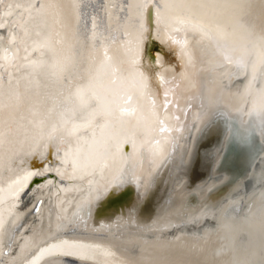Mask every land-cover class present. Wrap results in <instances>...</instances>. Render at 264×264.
<instances>
[{"label": "bare ground", "instance_id": "bare-ground-1", "mask_svg": "<svg viewBox=\"0 0 264 264\" xmlns=\"http://www.w3.org/2000/svg\"><path fill=\"white\" fill-rule=\"evenodd\" d=\"M0 264H264V0H0Z\"/></svg>", "mask_w": 264, "mask_h": 264}, {"label": "rangeland", "instance_id": "rangeland-1", "mask_svg": "<svg viewBox=\"0 0 264 264\" xmlns=\"http://www.w3.org/2000/svg\"><path fill=\"white\" fill-rule=\"evenodd\" d=\"M155 50H156V49H154V51H155ZM155 56H156V55L154 54L153 57H155ZM218 121H219V120H218ZM204 130H205V129H204ZM218 130H219V129H218ZM220 130H221V129H220ZM201 133H202V132H201ZM234 148H235V146H232L231 149L233 150V152L229 153V158H228L229 160H227V162H225V165L228 166V167H230L231 170L234 168V167L232 166V165H233V159H235V162H236V160H237L236 156H234ZM201 154H202V153H200V156H201ZM206 154L208 155V158L211 157V155H209L208 153H206ZM206 154H204V155H206ZM230 154H231V155H230ZM195 158H196V156H195ZM208 158H207V159H208ZM204 159H206L205 156H204L203 160H204ZM236 163H237V162H236ZM236 165H237V164H235L234 166L236 167ZM246 168H247V167H244V171H242V173H246V172H245ZM164 172H165V170H164ZM189 174H190V172H189ZM164 176H165V173H164ZM164 176H163V178H164ZM125 188H126V187H124L123 189H125ZM219 191H223V190H219ZM213 196H214V194H213ZM210 199H212V196L210 197ZM215 199H217V198H215ZM151 207H153V206L151 205Z\"/></svg>", "mask_w": 264, "mask_h": 264}, {"label": "water", "instance_id": "water-1", "mask_svg": "<svg viewBox=\"0 0 264 264\" xmlns=\"http://www.w3.org/2000/svg\"><path fill=\"white\" fill-rule=\"evenodd\" d=\"M149 15V14H148ZM145 56H146V53H145ZM151 58H149L148 60H150ZM39 166H41V164L40 163H34L33 161L32 162H30L29 163V166L28 167H30V168H36V167H39ZM256 166V165H255ZM41 178H39V177H37V178H33L31 181H30V183L28 184V186L27 187H30L31 186V184H33V183H36L37 181H39ZM245 179V178H244ZM246 180V179H245ZM244 181V180H243ZM244 184H246V182H244ZM248 185V184H247ZM37 207H38V204H35V206L33 207V209H32V211H33V213H35L36 211H37Z\"/></svg>", "mask_w": 264, "mask_h": 264}]
</instances>
